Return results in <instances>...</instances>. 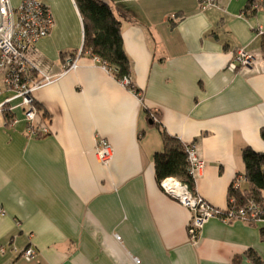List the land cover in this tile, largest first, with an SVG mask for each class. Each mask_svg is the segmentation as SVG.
Wrapping results in <instances>:
<instances>
[{
  "label": "crops",
  "instance_id": "obj_1",
  "mask_svg": "<svg viewBox=\"0 0 264 264\" xmlns=\"http://www.w3.org/2000/svg\"><path fill=\"white\" fill-rule=\"evenodd\" d=\"M104 1L139 92L80 55L74 0H44L53 26L36 44L41 66L57 75L77 56V67L33 92L47 134L30 136L20 108L15 121L0 112V264H264V220L216 215L190 241L191 211L162 190L153 161L165 132L195 145V193L211 206L225 209L237 176L248 187L242 151L264 152V7L246 16L248 0ZM241 46L253 64L228 69ZM100 138L112 147L107 164Z\"/></svg>",
  "mask_w": 264,
  "mask_h": 264
},
{
  "label": "built area",
  "instance_id": "obj_2",
  "mask_svg": "<svg viewBox=\"0 0 264 264\" xmlns=\"http://www.w3.org/2000/svg\"><path fill=\"white\" fill-rule=\"evenodd\" d=\"M198 1L201 9H206L214 2V0ZM52 26V15L44 0H20L16 5L11 0H0V96L5 94L0 101V112L4 108L10 112L20 108L30 136H40L49 132L48 127L41 122L40 114L33 103V92L51 83L62 73L77 67V56H67L63 71L57 75L42 68L36 44L48 35ZM257 32L263 33L261 27ZM253 61V53L243 46L236 47L232 52L228 69L247 68L253 64ZM120 82L126 85L129 81L124 78ZM11 120L15 121L14 118ZM187 151L189 171L195 176L203 168L204 160L200 158L194 144H188ZM95 154L100 163H109L113 156L110 143L100 138L95 146ZM240 179H243V176H237L234 185H237ZM159 185L165 193L191 211L187 231L189 240L196 242L205 222L219 215L220 210L192 192L187 184L176 177H165L161 179ZM232 214L230 211L227 217L222 219L230 220ZM238 214L244 216L245 211L240 210ZM116 239L120 240L117 234ZM21 255L24 259L31 260L35 251L32 247H27ZM134 261L138 263L139 259L134 258Z\"/></svg>",
  "mask_w": 264,
  "mask_h": 264
},
{
  "label": "trees",
  "instance_id": "obj_3",
  "mask_svg": "<svg viewBox=\"0 0 264 264\" xmlns=\"http://www.w3.org/2000/svg\"><path fill=\"white\" fill-rule=\"evenodd\" d=\"M74 2L82 18L83 26L80 55L97 57L118 81L127 78L129 82L126 86L138 93L139 90L131 80L130 61L124 50L121 22L118 16L104 0H74ZM262 7H264V0H248L244 14L251 16ZM121 14L125 16L124 12ZM33 103L41 113L35 100ZM2 113L8 122L13 117V112L7 108H4ZM41 115L44 114L41 113ZM151 119L153 120L154 117L151 116ZM262 136L264 137V130ZM162 137L164 150L156 152L153 157L158 184L161 179L172 176L187 184L195 193V179L189 171L188 144H183L176 137L165 132H162ZM242 158L245 165L244 178L248 181V187L241 189L239 184H231L228 190L227 206L219 211V215L225 218L232 211L230 220L242 219L247 222L264 220V152L245 147ZM240 210L245 211L244 216L238 214ZM262 236L264 238V231ZM248 253L255 262H260L259 256L254 251L250 250Z\"/></svg>",
  "mask_w": 264,
  "mask_h": 264
}]
</instances>
